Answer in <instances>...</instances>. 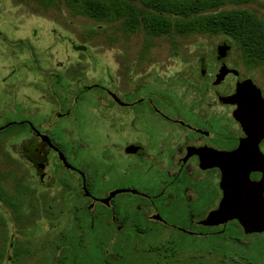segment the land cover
Returning a JSON list of instances; mask_svg holds the SVG:
<instances>
[{"label":"flooded vegetation","instance_id":"1","mask_svg":"<svg viewBox=\"0 0 264 264\" xmlns=\"http://www.w3.org/2000/svg\"><path fill=\"white\" fill-rule=\"evenodd\" d=\"M195 13L196 33L223 36L212 51L154 53L145 65L137 55L131 63L120 58L119 68L109 69L116 78L108 73L106 82L82 85L110 121L100 140L86 138L89 156L81 162L38 131L32 116L0 127L24 125L43 146H23L20 156L41 184H56L63 207L57 213L73 221L67 234L99 238L104 249L97 256L103 253L106 264L149 258L147 264H181L178 254L225 250L233 240L264 264V249H247L251 241L233 233L264 235L246 233L238 216L264 213V0H206ZM141 105L149 118L141 116ZM92 148L98 154L91 156ZM224 187L231 218L204 223L219 207ZM115 242L125 245L123 251L112 248ZM190 260L182 264L204 262L200 256Z\"/></svg>","mask_w":264,"mask_h":264},{"label":"rangeland","instance_id":"2","mask_svg":"<svg viewBox=\"0 0 264 264\" xmlns=\"http://www.w3.org/2000/svg\"><path fill=\"white\" fill-rule=\"evenodd\" d=\"M123 1L138 8L146 3V0ZM46 3L0 0V127L32 116L36 118L32 119L35 128L57 141L76 163L89 156L86 138L100 140L101 130L110 121L109 117L106 120L101 117L98 104L95 107L92 104V91H83L82 85L106 82L109 75L114 79L115 73L109 69L117 70L120 58L131 63L137 55L140 64L145 65L154 53L212 51L223 38L221 34L196 33L195 29H186V34H182L172 28L170 34L163 35H150L143 29L129 31L123 18L95 20L82 11L76 0H46ZM165 15L181 16L177 12ZM170 37L183 38L174 46L169 43ZM139 109L143 112L141 116L150 117L146 106ZM90 129L95 132L92 136L88 134ZM23 146L29 150L43 149L26 127L14 125L11 130L0 132V264H50L64 248L82 257L95 244L94 238L67 234L73 221H63L57 213L61 207L56 199L59 189L56 184L46 187L40 183L34 167L20 156ZM91 150V156L98 154ZM50 164L53 166L52 161ZM65 212L67 218L70 212ZM231 229L227 226L226 233H231ZM233 233L241 242L251 241L245 245L247 249L253 248V252L264 249V235L246 237L238 229ZM228 245L225 250L221 246L218 250L177 257L181 264L198 256L212 264L258 261V255L240 248L236 240ZM111 246L123 251L125 245L115 242Z\"/></svg>","mask_w":264,"mask_h":264},{"label":"trees","instance_id":"3","mask_svg":"<svg viewBox=\"0 0 264 264\" xmlns=\"http://www.w3.org/2000/svg\"><path fill=\"white\" fill-rule=\"evenodd\" d=\"M43 4H47L46 0H37ZM75 1V0H74ZM82 11L95 20L104 19H122L124 27L129 31L143 29L150 35L170 34L172 28L180 33H185L186 29H196L197 17H194L196 7L206 3V0H146L143 8H138L132 3L123 0H115L106 3L104 0H76ZM166 12L181 16L170 17L165 15ZM229 20V19H227ZM14 124H10L3 131L11 130ZM23 128L24 125H16ZM24 190H22V194ZM28 192L31 190L26 189ZM14 201H11V204ZM72 243V242H70ZM95 244L88 249L92 251L91 257L86 259L84 254L77 257L78 254L69 248H64L57 258L51 260L50 264H106L105 255L99 254L100 239H95ZM78 246L80 243L77 242ZM84 247V246H83ZM104 249V247L102 248ZM102 249H100L102 251ZM64 251L67 253L64 254ZM100 251V252H101ZM193 264V263H185ZM201 264H212L210 262H202Z\"/></svg>","mask_w":264,"mask_h":264},{"label":"water","instance_id":"4","mask_svg":"<svg viewBox=\"0 0 264 264\" xmlns=\"http://www.w3.org/2000/svg\"><path fill=\"white\" fill-rule=\"evenodd\" d=\"M43 139L49 141L45 136H42ZM63 159V162L67 164L63 156L60 154ZM225 188V187H224ZM229 190L225 188V195L221 200L219 207L210 213L204 223L206 224H220L226 223L228 219L231 218V204L229 199ZM239 216V223L243 227L246 233L253 231H264V213L259 214V217L249 214H241Z\"/></svg>","mask_w":264,"mask_h":264}]
</instances>
